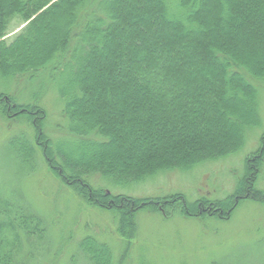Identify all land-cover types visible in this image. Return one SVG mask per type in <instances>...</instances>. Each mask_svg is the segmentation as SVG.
Here are the masks:
<instances>
[{"label":"trees","instance_id":"trees-1","mask_svg":"<svg viewBox=\"0 0 264 264\" xmlns=\"http://www.w3.org/2000/svg\"><path fill=\"white\" fill-rule=\"evenodd\" d=\"M15 19L22 26L16 32ZM0 78L37 86L22 102L0 92V113L33 127L32 137L10 140L19 166L46 163L89 204L112 211L124 237L145 208L223 214L243 199L264 203L258 171L253 175L263 162L264 133L224 199L190 204L179 192L136 198L110 191L242 149L261 125L264 0H0ZM47 91L62 105L66 133L59 139L46 133L40 99ZM97 174L111 185L95 187ZM49 223L22 192L0 188V264L48 258ZM75 246L70 264L117 262L93 235Z\"/></svg>","mask_w":264,"mask_h":264},{"label":"rangeland","instance_id":"rangeland-1","mask_svg":"<svg viewBox=\"0 0 264 264\" xmlns=\"http://www.w3.org/2000/svg\"><path fill=\"white\" fill-rule=\"evenodd\" d=\"M20 25V20L15 19L11 29L16 32ZM257 84L262 98L261 125L247 133L239 152L190 171L159 173L129 188L112 186L110 191L136 198L179 192L190 204L201 196L217 201L231 195L264 133V82ZM34 87L37 86L24 80L0 78V92L11 93L21 102L36 92ZM44 95L40 100L48 112L46 133L59 139L66 133L62 105L53 91ZM23 132L32 137L33 127L24 119H10L0 113V188L17 195L22 192L50 222L54 249L40 264H70L75 244L88 234L111 247L116 264H264V203L243 199L237 201L231 212L223 214L210 210L188 215L185 207L181 211L172 205L145 208L137 213L133 233L124 237L118 233L112 211L83 200L75 189L62 184L46 163L38 159L31 171L19 166L9 143L13 136ZM257 171L256 187L264 190V157L253 175ZM99 183L108 186L105 181ZM80 262L75 260V264H83Z\"/></svg>","mask_w":264,"mask_h":264},{"label":"bare ground","instance_id":"bare-ground-1","mask_svg":"<svg viewBox=\"0 0 264 264\" xmlns=\"http://www.w3.org/2000/svg\"><path fill=\"white\" fill-rule=\"evenodd\" d=\"M262 98L260 97V100H261ZM93 176V177H92ZM91 177V179H92V183H93V185L95 186V187H97V186H101V184L99 183V181H105L106 182V184H110L109 182H107V180L106 179H104L101 175H99V174H97V175H92ZM58 179H60V178H58ZM60 182L62 183V184H64V185H66V186H68V187H70L68 184H66V183H64V181L62 180V179H60ZM135 184V183H134ZM111 185V184H110ZM132 185V184H131ZM126 188H129V186L128 187H126ZM82 199L83 200H85L83 197H82ZM86 201V200H85Z\"/></svg>","mask_w":264,"mask_h":264}]
</instances>
